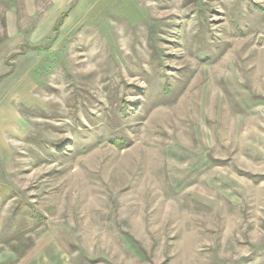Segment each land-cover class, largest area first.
Wrapping results in <instances>:
<instances>
[{"label":"rangeland","instance_id":"rangeland-1","mask_svg":"<svg viewBox=\"0 0 264 264\" xmlns=\"http://www.w3.org/2000/svg\"><path fill=\"white\" fill-rule=\"evenodd\" d=\"M0 264H264V0H0Z\"/></svg>","mask_w":264,"mask_h":264}]
</instances>
